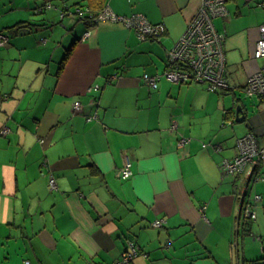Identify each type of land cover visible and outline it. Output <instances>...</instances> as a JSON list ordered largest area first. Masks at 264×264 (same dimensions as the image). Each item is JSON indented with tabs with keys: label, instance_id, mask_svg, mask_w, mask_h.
I'll use <instances>...</instances> for the list:
<instances>
[{
	"label": "crops",
	"instance_id": "0c3cea01",
	"mask_svg": "<svg viewBox=\"0 0 264 264\" xmlns=\"http://www.w3.org/2000/svg\"><path fill=\"white\" fill-rule=\"evenodd\" d=\"M47 1L57 9L37 12ZM263 1H228L213 20L229 83L215 93L164 75L200 0H0L10 34L0 47V128L10 131L0 135V264H113L128 242L139 252L131 264H260L264 163L243 176L219 163L248 132L264 141L260 99L243 92L262 66L252 53ZM62 7L139 14L165 29L141 40L122 22L88 27ZM17 22L32 26L18 33ZM144 74L159 77L155 89Z\"/></svg>",
	"mask_w": 264,
	"mask_h": 264
},
{
	"label": "built area",
	"instance_id": "2783aa9c",
	"mask_svg": "<svg viewBox=\"0 0 264 264\" xmlns=\"http://www.w3.org/2000/svg\"><path fill=\"white\" fill-rule=\"evenodd\" d=\"M228 1L200 0V5L195 15L188 22L182 37L169 53L168 66L164 73L169 81L174 83H201L210 92L226 91L229 88L223 48L224 35L218 33L213 24L215 18L226 16L225 5ZM76 14L77 17L83 18V11L77 10ZM97 21L122 22L134 28L141 40L157 39L164 33L165 29L161 24L149 23L142 15L118 17L108 9H103L94 18V22ZM88 34V32H85L83 38L87 37ZM2 40H6V37L0 36V43ZM252 57L255 60H262V66L248 77L243 92L250 97L257 96L260 99V107L264 111V24L259 27V38L255 43ZM142 79L145 85L155 89L159 77L144 74ZM73 109L78 112L81 109L80 104L75 102ZM176 128V123L172 122L169 129L174 131ZM8 133L9 129L6 127L0 130V135L5 136ZM190 141V138L181 137L177 141V146L184 148ZM206 146L202 144V148ZM215 148L218 149L217 147ZM261 163H264V141L260 142L256 134L248 132L236 139L235 156L231 159H223L219 167L222 175L243 176L250 174L251 168ZM120 174L122 178H128L131 175L129 163L125 165ZM49 187L50 189L56 188L52 177L49 179ZM254 200L260 201L261 197L256 195ZM251 208V204H248L244 216L254 220L255 214ZM163 224L164 221L158 219L152 223V226L161 228ZM138 254L136 245L128 242L126 249L113 264H131ZM260 262V264H264V254L261 256Z\"/></svg>",
	"mask_w": 264,
	"mask_h": 264
},
{
	"label": "trees",
	"instance_id": "16d2710c",
	"mask_svg": "<svg viewBox=\"0 0 264 264\" xmlns=\"http://www.w3.org/2000/svg\"><path fill=\"white\" fill-rule=\"evenodd\" d=\"M229 1H231V0H229ZM263 4H264V1L262 2ZM262 5V4H261ZM51 8H55V9H57L56 7H53V5L51 4V2L50 1H47V2H45V4H43V5H41L40 7H38L37 8V12H43V11H45V10H48V9H51ZM64 8H65V10H64ZM263 8V7H262ZM60 10V16H64V15H66V14H68V16L70 15H72L73 17H76L75 19H77V20H80V21H83L84 23H85V25L86 26H94V25H96V24H98L99 22L97 21V22H94V18H96L97 16H98V14L100 13V11L102 10V8H101V10H98V11H96V12H94V11H90V10H87V9H81V8H76V9H74V11L73 12H71V10H70V8L69 7H62L61 9H59ZM77 10H80V11H83V13H84V15H83V18H80V17H77V14H76V11ZM61 18V17H60ZM23 24L24 23H22V22H17L12 28H14V31L15 32H18V33H23V32H25V27H28V29H30V27L32 26V24H30V23H26V24H28L27 26H23ZM26 24H24V25H26ZM88 30V29H87ZM0 36H3V37H6V40H2L1 41V43H0V47H2L1 45L2 44H4V45H6L7 43H8V41H9V36H10V34L7 32V31H1L0 30ZM216 93V92H215ZM4 127V126H3ZM3 127H1L0 128V130L3 128ZM9 133H10V131H9ZM8 133V134H9ZM8 134H6L5 136H7ZM1 136H3V135H1ZM205 145H207V144H205ZM208 146V145H207ZM221 163V162H220ZM220 163H219V165H220ZM219 170H220V167H219ZM221 172V171H220ZM222 174V173H221ZM247 193V192H246Z\"/></svg>",
	"mask_w": 264,
	"mask_h": 264
},
{
	"label": "water",
	"instance_id": "95a60500",
	"mask_svg": "<svg viewBox=\"0 0 264 264\" xmlns=\"http://www.w3.org/2000/svg\"><path fill=\"white\" fill-rule=\"evenodd\" d=\"M240 113V109L238 108L236 111H235V115H236V117L238 116V114ZM236 120H238V121H241V120H243V117H240V118H236ZM246 197V193H243V195H242V197H241V205H243V201H244V199H246L245 198ZM240 205V206H241ZM240 219V215L238 216V220Z\"/></svg>",
	"mask_w": 264,
	"mask_h": 264
},
{
	"label": "rangeland",
	"instance_id": "374dc122",
	"mask_svg": "<svg viewBox=\"0 0 264 264\" xmlns=\"http://www.w3.org/2000/svg\"><path fill=\"white\" fill-rule=\"evenodd\" d=\"M235 126L236 125H240V124H234ZM228 126H229V128H230V126H231V124L230 123H228ZM262 173H263V175H264V166H263V168H262ZM263 175H261V177H260V179L259 180H261L262 179V176ZM261 263V262H260Z\"/></svg>",
	"mask_w": 264,
	"mask_h": 264
}]
</instances>
